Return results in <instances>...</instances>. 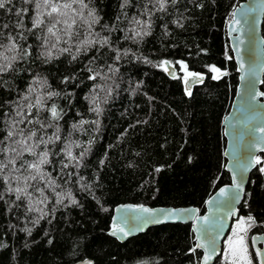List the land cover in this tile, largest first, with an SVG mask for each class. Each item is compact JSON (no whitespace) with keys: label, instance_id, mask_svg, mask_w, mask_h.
Masks as SVG:
<instances>
[{"label":"trees","instance_id":"trees-1","mask_svg":"<svg viewBox=\"0 0 264 264\" xmlns=\"http://www.w3.org/2000/svg\"><path fill=\"white\" fill-rule=\"evenodd\" d=\"M239 1L177 0L161 12L149 0H132L134 6L124 9L128 17L146 9L153 13L151 34L141 42L124 39L125 35H131L128 29L134 27L127 18H122L111 33L95 26L101 36H110L112 48L121 50L119 61L107 46L99 51L90 49L87 55L81 54L74 61L67 53L60 55L54 50L58 59L44 63L30 58L27 62H18L15 71L2 77L7 83L0 89L3 92L0 99L16 100L25 94L36 97L47 91L61 93L47 103L55 104L66 113L58 122L60 135L74 142L71 147L74 155L82 151L76 144L88 148V141L94 142L82 166L73 168L74 162L65 158L70 167L59 172L61 157H56L57 168L52 171L59 185L56 191L65 197L70 193L78 205H72L67 199L68 207L54 204L56 195L46 189L49 203L40 204L39 194L33 192L31 201L24 202L33 211L27 212L24 204L6 211L5 201L10 202L14 197L4 193V201H0V264H70L84 258L92 264H198L200 252H189L194 243L190 223L153 226L122 243L110 237L107 230L116 204L192 205L202 212L206 198L229 181L223 169L221 122L234 93L237 73L233 60L227 58L231 52L225 25ZM121 2L93 0L89 7H96L103 17L102 24L112 25L121 14ZM14 5L16 9L31 7L22 0H14ZM14 19L11 13L0 10V24ZM174 20H179L182 27L173 23ZM25 22L30 23L28 17ZM81 32L73 42V54L79 41L95 38L86 29ZM261 35L264 50V14ZM29 42L35 47L31 36ZM124 50H129L126 56ZM36 54L34 51L33 56ZM93 57L96 59L90 66L100 73L96 80H90V73L84 70ZM165 60L175 65L178 76L182 77L177 61L204 75L202 83L192 86L191 96L185 93L182 79L167 77L157 66ZM110 66L118 71H110ZM211 66L226 70L228 75L213 80ZM33 77L38 82L33 83ZM65 77L74 79L62 83ZM43 80L46 85L39 82ZM29 85L35 89L32 94L27 92ZM94 85L103 87L93 92ZM259 88L264 92V72ZM109 89L111 95H108ZM90 94L97 96V104L103 110L99 116L90 111L93 105L86 99ZM0 110L9 109L4 106ZM40 115L50 117L48 112ZM81 119L99 120L98 130L96 125L85 123L82 130L74 131L71 125ZM54 131L49 128L45 138ZM3 135V125H0V137ZM61 146L55 145L56 150ZM26 159L32 157L26 156ZM157 168L161 170L157 172ZM46 170L51 171V166ZM69 172L74 174L68 176ZM4 175H8L7 171ZM85 185L89 186L88 190L84 189ZM0 192H3L2 181ZM40 210L48 215L34 225L32 221L41 215ZM248 215L256 220L248 232L249 244L251 233L264 231V173L257 165L249 174L238 206V216ZM21 229H31V235ZM249 251L256 264L250 246ZM212 264H220V255Z\"/></svg>","mask_w":264,"mask_h":264},{"label":"snow or ice","instance_id":"snow-or-ice-1","mask_svg":"<svg viewBox=\"0 0 264 264\" xmlns=\"http://www.w3.org/2000/svg\"><path fill=\"white\" fill-rule=\"evenodd\" d=\"M22 3L31 7L16 9L14 0H0V10H4L5 13H11L16 18L0 24V89H2L3 84L7 83V81L2 80V77L15 71V65L18 62H27L32 58L34 60L39 59L44 63H50L54 59L59 58V55L54 54V50L60 55L67 53L71 56V60L74 61L81 54L87 55L90 49L95 48L99 51V49L107 46L115 53L114 59L119 61L121 59V50L111 47L110 36H101L100 32L95 31V26L97 25L100 26L101 31L111 33L116 30L117 23L122 18H127L134 27L128 29L131 35H125L124 39H131L137 43L141 42L145 36L150 35L152 30L150 17L153 13L151 9H146L143 13L128 17V13L124 9L134 6L132 0H122L120 5L121 14L115 17L112 25L101 23L103 17L99 15L96 7L94 5L89 7L90 4H93V0H22ZM149 3H152V7L157 11L163 12L167 11L169 3L174 5L177 0H154V2L149 0ZM253 11H255L253 8L234 9L231 13L232 20L229 24L230 32L242 30L241 27H238L241 26V19H237L238 12L244 18V24H248V16ZM142 16H147L148 19L141 18ZM25 17H28L30 23L25 22ZM254 22L255 20L253 19ZM173 23L182 27L179 20H174ZM3 29H8L9 31L5 32ZM81 29H86L88 35L95 38L79 41L75 45V54H73V42L82 34ZM30 36L36 42L35 47L33 43L29 42ZM235 40L239 44L243 43L239 36H236ZM59 45L65 46L58 47ZM34 51L37 53L35 56H33ZM128 51L124 50L123 55L126 56ZM234 51L239 53L238 48H234ZM227 58L233 59L232 56ZM95 59L96 57H93L89 60L84 69L90 73L88 77L90 80H96L100 76V73L94 72L90 66ZM176 64H179L180 71L183 73L182 77L176 74L175 65L171 61H161L157 66L169 73L173 79H182L186 86L185 93L191 96V84L202 83L204 75L189 70L188 64L183 61H177ZM240 67L243 68V64ZM110 71L115 72L118 69L110 66ZM209 71L215 73L211 77L213 80H218L222 76L228 75L226 70H221L215 66H211ZM69 79H74V77H65L62 83H67ZM36 82H38L37 78L33 77V83ZM39 82L44 85L47 83L46 80ZM102 87V85H94L93 92L97 88ZM9 88H11V85H9ZM27 92L29 94L35 92L32 85H29ZM0 95H3L2 91H0ZM60 95L61 93L57 91H47L36 97L25 94L16 100L0 99V108L7 106L9 109L7 112L0 110V117L4 118L0 119V125H3L4 130L3 137H0V181L3 182V192H0V201H4V193L14 197L10 202L5 201L8 204L6 211L19 208L25 201L30 202L33 192L39 194L40 199L38 202L40 204L49 203L46 189H51V192L57 197L52 203L68 207L69 205L65 204V199H67L72 205H78V201L70 193L65 197L62 193L56 191L59 185L53 178L52 171H56L57 168L56 157H61L58 161L59 172L70 167L68 163H65V158L74 162L71 165L73 168L82 166L81 162L86 153L90 151V146L94 141H88V148L76 144L75 146L82 148V151L77 155L73 154L71 147L74 142L68 141L67 137L62 138L60 135L61 128L58 122L63 119L66 113L63 109H58L55 104L49 106L47 103L53 97ZM67 95L71 94L68 93ZM108 95H111V89H109ZM259 95L264 96V92ZM86 99H89L91 105H93L90 111L99 116L103 110L97 104V96L90 94ZM248 100H255V95L249 93ZM41 112L50 113V117H41ZM85 123L96 125L97 130L99 128V120L89 122L83 119L73 123L71 128L74 131L82 130ZM29 125L32 127H29ZM49 128H54L55 131L46 139L45 136ZM259 131L264 133V127L260 128ZM261 139H264V137ZM58 143L62 146L59 150H56L55 145ZM257 146L258 144L251 145V147ZM26 156L32 157V159H26ZM189 159L191 160V158ZM261 164H264V160L259 156L253 157L247 163L237 161L236 168L239 175H233L230 188L221 187L219 189L218 196L223 198L222 200L213 198L217 204L226 209V215L235 216L237 214L234 205L238 204L242 198L245 173L251 166ZM47 166H51V171L46 170ZM160 170L159 168L156 169L157 172ZM6 171L8 175H4ZM259 171L264 173V166L260 167ZM59 172H57V175H59ZM73 174L72 172L67 173L68 176ZM80 179L83 178L81 177ZM83 187L85 190L89 188L87 185ZM17 202L20 203L18 204ZM212 202L207 201L206 203L211 204ZM24 206L27 212L33 211L28 204H24ZM122 210L125 213H136L137 215L130 217L126 214L119 221L114 217L108 233L112 237L123 241L132 233L143 231L147 225L179 219L183 217L184 213H189L190 215L187 219L193 221L192 232L196 234L195 246L191 247L189 252L196 253L197 249H203V264H208V261L213 259L214 256L220 255L218 242L224 231V225L215 220L210 222V218L207 215L200 216L195 214L199 212L198 209L180 210V216H178L176 210H169L165 213L164 209L153 210L144 205H124L121 209H117L118 212ZM40 211L41 215L32 221L34 225L39 224L40 219L48 215L43 210ZM157 212L164 213V215L158 216L156 215ZM126 225L128 227H125ZM255 225L256 220L251 215L247 217L241 216L235 221L231 234L225 240L222 264H253L247 236L250 229ZM21 230L31 235V229ZM49 243H51V240H49ZM252 243L255 245L256 237H252ZM262 255H264V252L257 249L256 256L260 257ZM86 264H92V262L88 261ZM261 264H264V261Z\"/></svg>","mask_w":264,"mask_h":264},{"label":"water","instance_id":"water-1","mask_svg":"<svg viewBox=\"0 0 264 264\" xmlns=\"http://www.w3.org/2000/svg\"><path fill=\"white\" fill-rule=\"evenodd\" d=\"M253 8L255 11L249 14L248 16V24H244V18L237 13V19H241V31L239 32H230L229 24L232 20V17L228 20L225 25V35L227 38V43L229 50L231 52V56L233 57V62L235 66V71L237 73V83L234 89V93L232 99L229 104V108L227 113L222 118V136L224 139V146L222 151V156L224 158L223 169L229 176V181L225 184L218 186L204 201L203 211L198 212L200 216L207 215L210 218V222L215 220L218 223H223L224 231L221 235V238L218 242V251L221 254L222 243L223 240L230 228L232 220H234L238 216V206L242 201L243 194L245 191V187L248 181V177L250 172L255 168L256 165H253L249 168V170L245 173V182L243 184V192L242 198L238 204H235L234 207L237 211L235 216L226 215V209L217 204L213 198H217L222 200L218 196L219 189L221 187H228L232 185L233 175H239V172L236 168L237 161L240 163H247L248 160L252 159L255 156L260 155L262 160H264V133L259 131L260 128L264 127V96L259 95L262 93L260 90V84L262 80V75L264 72V50H263V38L261 35V24L262 18L264 14V0H241L239 1L234 9H247ZM232 13V12H231ZM253 19L255 22L253 23ZM239 36L243 41L242 44H239L235 37ZM234 48L239 49V53L234 51ZM241 64H243V68H241ZM171 71V68H170ZM176 74L178 70L175 68ZM167 77H171L169 73L165 72ZM183 76V75H182ZM243 77V79H242ZM198 83L191 84L192 86ZM183 89L185 90V84L182 81ZM252 93L255 95V100L249 101L248 94ZM252 144H258L257 147H251ZM207 201H213L211 204L206 203ZM124 205H144V204H134V203H119L116 204L111 211L109 228L107 230V234L109 233L110 226L113 218L115 217L117 221L126 214L128 216L137 215L136 213H125L122 211H117V209H121ZM153 210L164 209L165 213L169 210H176L178 216H180V210L183 209H198L192 205L185 206H171V205H156V206H148L144 205ZM146 215V214H145ZM156 215L161 216L164 213L157 212ZM189 213H184L182 218L179 219H171L167 220L164 223L159 224H150L145 226L143 231H136L125 238L123 241L114 238L116 241L122 243L127 239L136 236L140 233H143L146 229L167 223H190V228L194 226L193 221L187 219ZM125 227H128L127 225ZM207 227V226H204ZM211 230V229H210ZM193 235V247L195 246V233L192 232ZM252 237H256V243L253 245ZM249 246L253 253L255 263L261 264L264 261V255L257 257L256 250L259 249L261 252H264V231L262 232H253L249 236ZM200 252V256L198 258V264H203L202 256L203 249H197ZM214 256L213 259L208 261V264H212L214 260L218 257ZM91 261L90 259L84 258L81 260L74 261L70 264H86V262Z\"/></svg>","mask_w":264,"mask_h":264},{"label":"rangeland","instance_id":"rangeland-1","mask_svg":"<svg viewBox=\"0 0 264 264\" xmlns=\"http://www.w3.org/2000/svg\"><path fill=\"white\" fill-rule=\"evenodd\" d=\"M178 69H179V71H180L179 64H178ZM180 74L183 75V73H182L181 71H180ZM214 74H215V73H214ZM258 156H260V155H258ZM260 158H261V157H260ZM257 166H258V168H260V167L264 166V164L257 165ZM239 217H241V216H237V217L232 221V223H231V225H230V228H229V231H228V233L226 234V236H225V238H224V240H223V243H222V250H221V254H220V264H222V253H223V249L225 248V240H226L227 236L231 234V229H232V227L234 226L235 221H236ZM248 245H249V244H248Z\"/></svg>","mask_w":264,"mask_h":264},{"label":"built area","instance_id":"built-area-1","mask_svg":"<svg viewBox=\"0 0 264 264\" xmlns=\"http://www.w3.org/2000/svg\"><path fill=\"white\" fill-rule=\"evenodd\" d=\"M260 157V156H259ZM262 159V158H261Z\"/></svg>","mask_w":264,"mask_h":264}]
</instances>
